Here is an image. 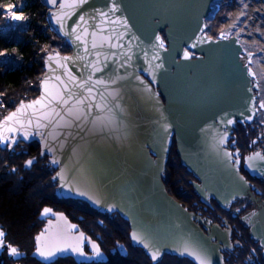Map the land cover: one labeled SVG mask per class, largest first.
I'll return each mask as SVG.
<instances>
[{
  "label": "water",
  "instance_id": "1",
  "mask_svg": "<svg viewBox=\"0 0 264 264\" xmlns=\"http://www.w3.org/2000/svg\"><path fill=\"white\" fill-rule=\"evenodd\" d=\"M218 1L115 0L119 10L112 13L113 0H87L78 7L66 6L63 10L60 8L61 0H57L55 5L43 0L50 26L72 50L71 55L59 53V57H84L66 62L67 70L76 77V84L87 81L92 75L86 86L93 87L94 96V100L77 106L84 109L87 119L73 121L71 128H58L60 137L55 141L49 140L53 152L40 155V160L46 158L47 167L55 170L51 179L56 184L54 196L60 201L83 202L102 215H118L129 225V240L133 248L141 249L151 260L149 251L131 239L133 232L142 235L145 242L159 247L162 254L156 262L151 260L152 264L159 263L164 255L193 264H199L200 259H206L208 264H224L220 239L228 249H232L229 231L222 232L215 226L208 235L205 234L196 223L199 219L168 195L163 178L174 141L183 167L200 182L192 185L206 206H211V200L226 210L239 200L250 199L257 203L252 193L253 186L242 171L264 179V161H252L253 167L249 168L239 152L240 163L233 166L223 154L231 151L230 143L238 125L247 127L256 123L259 102L255 92L259 90V83L254 70L242 62L245 52L238 39L214 41L208 36V22L218 14ZM64 2L72 5L73 0ZM61 11L69 13L65 17L68 32L77 24L79 17L84 16L87 23L81 22L82 27H86L89 33H97L98 47L93 49L89 44V50L85 52V45L75 40V34H60V26L53 13ZM100 12H106L108 16L101 17L98 15ZM118 20L127 21V27L115 22ZM121 34L123 39H117ZM156 35L164 40V49L154 47ZM102 36L111 37L110 42L123 47L112 48L108 43L99 46ZM91 39L89 36L88 40ZM185 50L191 56L188 60L182 58ZM125 52L132 57L130 61L123 55ZM97 60L103 70L93 73L88 65ZM157 64L159 68L155 67ZM249 69L254 76H249ZM45 71L50 78L46 87L55 95L60 87L56 77L68 80L65 69L52 62L51 69L46 68ZM44 78L45 74L42 80ZM97 79L105 83L95 84ZM111 80H116V83H110ZM68 87L75 94L70 104L88 95L84 88L72 83ZM41 94L40 84V97ZM87 103L92 104L91 112ZM97 104L101 105L100 109H97ZM52 106L61 114L68 107ZM250 109L256 115L251 121L241 123L244 116L252 114ZM27 111L31 116L33 109ZM69 119L71 117L65 115V120ZM228 119L235 123L227 125L225 121ZM9 126L17 131L5 134L10 138L14 135L15 142L11 148L0 144L3 151L13 155L20 144L35 143L39 144L41 151L40 136L29 135L28 140L23 138L24 132H36L35 125L21 129L19 125L9 123L0 126V131ZM40 131L47 132L48 129ZM225 132L228 133L227 143L220 146L218 141ZM61 141L63 147L60 146ZM53 158L59 163L51 164ZM37 162L35 159L31 167L25 169L31 171ZM241 176L243 181L239 179ZM81 192L84 195H80ZM259 209L250 213L246 220L250 221L248 226L252 238L264 250V204ZM41 213L40 219L49 215L42 216ZM55 216L59 222L63 220L61 215ZM74 230L75 227L67 223L51 226L48 222L40 232H44L41 244L47 248L78 245L84 253L79 243L81 235L70 233ZM88 241L90 252L96 254L93 243L90 239ZM185 248L192 254L184 252ZM4 250L7 248L0 249V254ZM8 256L14 261L19 259V256L12 257L9 253ZM59 256L73 257L84 263L91 259L85 253L74 254L71 250L56 252L48 259L33 252V257L42 264H49ZM102 256L99 251L98 259Z\"/></svg>",
  "mask_w": 264,
  "mask_h": 264
},
{
  "label": "trees",
  "instance_id": "2",
  "mask_svg": "<svg viewBox=\"0 0 264 264\" xmlns=\"http://www.w3.org/2000/svg\"><path fill=\"white\" fill-rule=\"evenodd\" d=\"M232 1L224 0L222 6L229 8ZM13 4L22 9L26 19L16 29L4 28L5 26L0 24V52L13 62L0 66V94L4 98V108L0 109V121L14 111L22 101L40 97V82L45 74V59L49 54L54 51L63 55L72 54L66 43L49 29L41 0H0V16H3ZM224 27V20L217 18L209 23V33L213 38H219ZM3 56H0V59ZM247 145L249 150L251 144ZM33 157L37 159V164L31 171L25 170V161ZM46 163L47 159L40 160L38 144L22 145L13 155L0 148V228L7 232V242L25 254L27 262L35 249V237L40 230L38 220L40 211L45 206H51V201L55 200L56 185L51 182L55 171L47 167ZM13 169L16 171L15 174ZM179 174L191 176L181 166L175 146L168 166V180ZM87 209L91 211L90 208ZM119 221L125 227L120 228L117 238L126 239L129 232L127 223L121 219ZM127 248L128 254L132 255L129 241ZM135 251L136 255L144 256L141 250ZM183 261L184 264H191L187 260Z\"/></svg>",
  "mask_w": 264,
  "mask_h": 264
},
{
  "label": "flooded vegetation",
  "instance_id": "3",
  "mask_svg": "<svg viewBox=\"0 0 264 264\" xmlns=\"http://www.w3.org/2000/svg\"><path fill=\"white\" fill-rule=\"evenodd\" d=\"M255 132L253 129L248 135L254 136ZM243 137L238 136L237 138V142L240 145L244 140ZM242 147L243 145H241ZM247 155L245 150L243 153V161ZM243 173L256 187V191H254L255 197L259 202L264 203V181L248 177L245 170ZM190 181H196V179L192 175L190 177L182 174L173 175L171 180L166 184L168 192L188 212L194 214L199 219L196 223L205 234L208 235L215 226H218L222 232H230L232 249H228L224 245V240L220 239V245L224 248V264H264V250L261 244L252 238L251 231L248 227L249 222L246 220V217L256 210L258 203H253L247 199L239 200L230 209L226 210L213 201V206L209 207L204 205L200 198L190 190ZM87 207L84 203L77 205L75 203H69L68 201L55 199L51 201V206L42 208V210L44 208L51 209V212L44 219L38 217L41 225L38 234L48 222L52 226H61L65 222L70 226L74 225L75 230L70 231V233L72 235L83 234L82 241L79 243H81L86 256L91 258L88 263H84L82 261L77 262L73 257L59 256L49 264H152L151 260L145 254L144 257L134 253L138 249L132 247V255L128 254V241L130 244L128 234L126 239L120 240V237L119 239L117 238L120 234V228L125 227L124 224L120 223L119 216L114 215L110 217L107 215H99L93 210H88ZM55 215H63L64 217H62L65 221L61 220L59 222ZM126 226L129 230L128 224ZM5 233L7 242V232ZM123 238H125V235ZM88 239L99 248L100 253L103 255L100 259H98L96 254L90 252V246L86 244L89 242ZM33 252L30 260L27 262L25 260V254L22 252L19 259L14 261L8 256L7 250H4L0 254V264H33L30 261L42 264L33 257ZM142 259L144 262H141ZM158 264H184V261L183 259L175 257H164Z\"/></svg>",
  "mask_w": 264,
  "mask_h": 264
},
{
  "label": "snow or ice",
  "instance_id": "4",
  "mask_svg": "<svg viewBox=\"0 0 264 264\" xmlns=\"http://www.w3.org/2000/svg\"><path fill=\"white\" fill-rule=\"evenodd\" d=\"M47 2L49 4L55 5L57 3V0H47ZM86 2H87V0H73L72 5H66L64 0H61L60 8H61V10H63L66 6L67 7H78L79 5H82ZM15 7H16V5L9 6L7 9V14L9 16H11V18L16 20V21L25 20L26 17H24L22 15H16L15 14V12H14ZM118 10H119V8L116 5L115 0H113V4H112V7L110 8V11L112 13H115ZM243 14L244 13L242 12L241 15H243ZM68 15H69V13L64 12V11H61L59 13H53V17L55 19V22L57 24H59V26H60L59 27L60 34L65 35V36L75 34V40L79 41L81 44L85 45V47H84L85 52H87L89 50V48H88L89 44H90L91 48H93V49L98 47V44H97L96 39H95L97 36V33L95 31L89 33V31L86 27H82V23L83 24L87 23L84 16L79 17V21L77 22V24L75 26H73L71 28V32L66 31L65 17H67ZM98 15L106 18L108 16V13L100 12V13H98ZM108 22L112 23L113 21H108ZM115 22L122 23L125 27H127V21H119L118 20ZM81 28H82V30H81ZM89 36L92 37L91 41L88 40ZM220 38L221 39H227V33H221ZM111 39H112L111 37L102 36L101 37V44L99 46H103L104 43H108V46H110L112 48L123 47V45H119L115 42H110ZM117 39H123V34L118 36ZM155 41H156V45H154V47L158 46L161 49L165 48V42L161 38V36L156 35ZM192 46L194 47L195 45H192ZM3 55H4V53L0 52V56H3ZM123 55L125 57H127V60H129V61L132 59V57L127 52L123 53ZM155 58H158V56ZM182 58L185 60H188L191 58L188 50L184 51ZM73 59H84V57H82V56H76L75 58L71 57V56L59 57V53H56L55 55L49 54L47 56V58L45 59V67L47 69H51V63L52 62L57 63V65L59 67H62L65 69V75L68 77V80L65 81V80L61 79L60 77H56V79L59 80L60 87H58L56 94L53 95L51 92L48 91V89L46 87V85L50 79L46 73L45 78L41 81V88H42L41 97L32 101L31 103H28V104L21 102L20 105L17 107V109L14 112L10 113L7 117H5L4 121H0V126L8 125L9 123H11V125H19L21 129L25 128V126H27L28 128H32L33 125H35V127L37 129L36 132L35 133L24 132L23 138L25 140H28L29 135L40 136L41 137V151H40L41 156L45 155L46 152L47 153L53 152V148L50 146L49 140L55 141L58 139V137H60L61 133L59 131H57L58 128H60V127L71 128L73 126V121H81L82 119L83 120L87 119V116L85 115L84 109L79 108L77 106L84 105L86 102L94 100V96L92 95L93 87H87L86 86L88 81L92 80V75H89L87 81H81L79 84H76V77L71 75V73L67 70V63L66 62L71 61ZM99 63H100L99 60L94 61V62L90 63L88 65V67L91 68L93 73L101 72L103 69L98 66ZM249 63H251V61H249ZM123 66L124 65H121V67H123ZM155 67L159 68L160 65L157 64V65H155ZM248 74H249V76L255 75L251 71V69H249ZM118 79H119V77H118ZM137 79H139V77H137ZM69 83L74 84L76 87L84 88L86 90V92L88 93V95L85 97L77 98L74 100V102L72 104H70V101H72L75 94L68 87ZM103 83H105V81H102L99 79H97L95 81V84H103ZM110 83L115 84L116 80H111ZM45 101H47V103H45ZM53 104L60 105L61 107H64V106H68V107L65 109V113L61 114V112L57 111L56 108L52 106ZM37 105H39L40 107L37 108L36 107ZM0 106H2V105H0ZM96 107H97V109H100L101 105L97 104ZM259 108L261 110H264V101H262L259 104ZM28 109H33V113L31 116L28 114V111H27ZM87 109L89 112H91V109H92L91 103H87ZM250 111L252 112V114L244 116L241 123H243L244 121H251L253 119V116L256 115L255 111H253L251 109H250ZM65 115L68 117H71V119L65 120ZM25 121H26V124H25ZM92 123H95V121H93ZM225 123L227 125H232L235 123V121L232 119H228L225 121ZM262 123H264V121H262ZM77 126H79V125H77ZM40 129H48V131L42 132V131H40ZM16 131H17V129L15 127H11V126L3 127V131H0V144H6V146L8 148H11L12 143L15 142V136L13 135L10 138L5 133H15ZM9 139H11L12 142H9ZM227 140H228V133L225 132L220 137L218 143L220 146H224V145H226ZM232 143L235 144V140H233ZM252 143L255 144L256 141H252ZM60 146L63 147L62 141L60 142ZM223 154L233 164V166L239 165L240 155H239L238 149L235 152L224 151ZM233 157H235L234 160H233ZM34 160H35V157L25 161V167L26 168L31 167ZM255 160L264 161V155H262L259 152H256L252 156L244 158V161L249 168L253 167L251 162L255 161ZM50 163L55 165V164L59 163V160L56 158H53L50 161ZM13 171H15V169H13ZM57 175L59 176L60 174L58 173ZM54 179H55V177H54ZM239 179L241 181H243L244 177L241 176ZM245 183H246V181H245ZM79 194L84 195L83 192H81ZM89 199H92V197H89ZM94 203H98V201H94ZM111 210H112L111 207H109V211H111ZM237 211H239V209H237ZM50 212H51V209L45 208L43 210V212L41 213V215L46 216ZM72 227H75V226L73 225ZM43 235H44V232L38 234L35 237V241H36V245H37L36 249H35V254L39 255L40 257H42L44 259L50 258L51 256L55 255L56 252H63V251H68V250H71V252L74 254H79V255L84 254L80 250L78 245H72V244H65L63 247L57 246L54 248H47L46 246L41 244V238ZM5 237H6V233L4 232V230L2 228H0V249L7 248L9 255L12 257H17V256L22 255V253L20 252L18 247H15V246L11 245L10 243L6 242ZM81 238H83V234H81ZM131 239L138 244H142L143 247L149 251L151 260L153 262H156L158 260V258L161 256L162 253H161L159 247L145 242L144 237L142 235L138 234L137 232H133L131 234ZM92 248H93L94 252L97 255H99V248L97 247V245L93 243ZM184 252H187V248L184 249ZM181 254H184V253L182 252ZM187 254L191 255L192 253L187 252ZM222 259L223 258H221V262H222ZM199 264H208V261L206 259H200Z\"/></svg>",
  "mask_w": 264,
  "mask_h": 264
},
{
  "label": "rangeland",
  "instance_id": "5",
  "mask_svg": "<svg viewBox=\"0 0 264 264\" xmlns=\"http://www.w3.org/2000/svg\"><path fill=\"white\" fill-rule=\"evenodd\" d=\"M223 1L224 0L219 1V3L216 5V8L219 10L218 16L216 17V19L221 18L224 20V23H225V27L222 29L221 33H227V37L230 39L235 38V37L241 38V40L245 44L246 55L248 56L247 59H248V61H251V63H250L251 67L254 70H257L259 64L262 62V60L264 58V14L262 11V10H264V0H255V7L251 9L252 11H248L247 7H246V4L250 0H233L232 4H229V8L222 6ZM17 9H19V8L16 7L14 9L15 14L21 15L20 13H17V11H16ZM230 10H231V12H230ZM242 12L244 13L243 15H241ZM227 15H229V16H227ZM237 16H238V19L240 17H242V19L239 21L240 24L236 27V29H234V31H232L230 29L232 19L237 17ZM228 17H230V19L232 18L231 22H229L230 19H228ZM4 23H6V25ZM22 23H24V20L23 21H16V20L12 19L11 16H9L7 14V10L5 11V14L3 16L2 15L0 16V24L4 25L5 26L4 28L16 29ZM2 58L0 59V66L1 67L5 66V65H9V63H13V62H11V58H8L6 55L3 56ZM260 82H261V85H262L263 90H264V80L261 79ZM0 96H1L0 105H2V106H0V109L3 110L2 108H4V105H3L4 98H3L2 94H0ZM262 101H264V93H262L260 95V102H262ZM262 121H264V115L263 116L260 115L258 118V121H257V124H259V126L263 127V129H264V123H262ZM252 129L255 130L256 128H252ZM247 130L249 131L248 128H247ZM25 146H27V145H25ZM256 146L260 150L264 151V137L258 139V144H256ZM252 147H253V149H256L253 145L250 146L249 149H252ZM30 159H32V158H30ZM24 169H25V167H24ZM13 173L15 174L16 172H13Z\"/></svg>",
  "mask_w": 264,
  "mask_h": 264
},
{
  "label": "bare ground",
  "instance_id": "6",
  "mask_svg": "<svg viewBox=\"0 0 264 264\" xmlns=\"http://www.w3.org/2000/svg\"><path fill=\"white\" fill-rule=\"evenodd\" d=\"M219 1H221V0H219ZM219 1L218 2H216V4H218L219 3ZM41 3H42V10H43V12H44V14H45V10H44V7H43V0H41ZM13 5H16V4H13ZM16 7H18L19 8V6H17L16 5ZM15 7V8H16ZM246 7H247V10L248 11H252L251 9L252 8H254L255 7V0H250L247 4H246ZM21 8H19V9H17L16 11H17V13H20L22 16H24L25 17V13L22 11V9L20 10ZM19 11V12H18ZM263 11V14H264V10H262ZM218 12H219V10H218ZM230 12H231V10H230ZM247 12V11H246ZM235 13V12H234ZM231 14V13H230ZM46 16V15H45ZM218 16V14L216 15V16H214V18L212 19V20H210L209 22H208V36L210 37V38H212L214 41H221L222 39L219 37V38H213L211 35H210V33H209V23L210 22H213V21H215V19H216V17ZM227 16H229V15H227ZM228 19H230V17H228ZM232 19V18H231ZM231 19H230V21L229 22H231ZM242 19V17H240L239 19H238V16L237 17H235V18H233L232 19V22H231V25H230V29L232 30V31H234V29H236V27L240 24V20ZM47 22H48V20H47ZM48 26H49V29L51 30V32L52 33H54L55 35H57L58 36V34H56L55 33V31H54V29L50 26V23L48 22ZM59 37V36H58ZM162 37L165 39V40H167V36L166 35H162ZM60 38V37H59ZM228 38V37H227ZM61 39V38H60ZM230 39V38H229ZM232 39H238L239 41H240V43L242 44V47L244 48V54H243V56H242V62L246 65V66H248V67H250L252 70H254L252 67H251V64L249 63V61H248V59H247V55H246V48H245V44L243 43V41L241 40V38H238V37H235V38H232ZM62 40V39H61ZM63 41V40H62ZM64 42V41H63ZM65 43V42H64ZM71 52H72V50H71ZM56 53H60V52H57V51H54L53 53H51L52 55H54V54H56ZM61 54V53H60ZM63 55V54H62ZM192 55L193 56H195V57H197V55L196 54H193L192 53ZM45 69H46V67H45ZM44 69V70H45ZM45 72V74H46V71H44ZM254 72L256 73V76H257V81H258V83H259V90H257L256 92H255V94H256V97L258 98V102H259V104L261 103L260 102V95L262 94V93H264V90H263V87H262V85H261V79L262 80H264V58H263V60H262V62L259 64V66H258V69L257 70H254ZM43 78V77H42ZM41 81H42V79H41ZM41 83V82H40ZM36 100V99H35ZM0 101H1V96H0ZM31 101H34V100H31ZM31 101H22V102H25V103H29V102H31ZM20 105V104H19ZM18 105V106H19ZM17 106V107H18ZM16 107V108H17ZM258 109H259V115H258V117H257V121H258V118H259V116L260 115H264V110H261L260 108H259V106H258ZM16 110V109H15ZM2 121V120H1ZM257 121H256V123L255 124H253V125H249V126H247V127H245V126H242V125H238L237 126V128L234 130V134H233V140H235V144H233L232 142L230 143V145H231V151L232 152H235L237 149L239 150V152L241 153V158H242V160H243V153H244V151L246 150V153L248 154L247 155V157L248 156H251V155H253L254 153H256V152H259V153H261V154H263L264 155V151L263 150H260L257 146H256V144H258V139H260V138H263L264 137V129H263V127H260L259 126V124H257ZM260 127V128H259ZM247 128L249 129V131L247 130ZM252 128H256L255 129V134H254V136L253 135H248V133L251 131V130H253ZM238 136H241V137H243L244 138V140H243V142H242V144L241 145H243V147L242 148H244L243 150H242V148H241V145L237 142L238 140H237V138H238ZM257 136V137H256ZM258 138V139H257ZM252 141H256V143L255 144H253L252 143ZM251 142V143H250ZM36 144V143H35ZM247 144H251V146L253 145L256 149H247V147L246 146H248ZM22 145H24V144H20L19 145V147H21ZM39 145V144H38ZM27 146H29V145H27ZM177 147V143H176V141H174V147ZM18 147V148H19ZM173 147V148H174ZM246 147V148H245ZM17 148V149H18ZM16 149V150H17ZM177 155H178V157H179V161H180V164H181V166H183L182 165V161H181V158H180V155L178 154V151H177ZM170 163V162H169ZM47 164V163H46ZM245 164V163H244ZM47 166V165H46ZM169 166V165H168ZM168 166H167V170H166V175H165V178H163V184H164V186H165V189H166V191H167V193H168V195L171 197V198H173L171 195H170V193L168 192V189H167V186H166V183H168L170 180H168V178H169V176H168ZM186 169V168H185ZM16 172V171H15ZM187 172H188V170H187ZM244 172V170L242 171V173ZM189 173V172H188ZM190 174V173H189ZM246 174H248L247 176L248 177H250V178H252V179H258V178H254V177H252L248 172L246 173ZM190 175H192V174H190ZM243 175H244V177L247 179V181L253 186V189H252V193H253V196L255 197V195H254V191H256V187L248 180V178L246 177V175L243 173ZM192 177H194L193 175H192ZM167 180H168V182H167ZM258 180H263L264 181V179H258ZM52 182V181H51ZM193 182H195V183H200V182H198V180H196V181H190V183H189V185H190V190L194 193V195H196V196H198L197 195V193H196V191H195V189H194V186L192 185V183ZM53 183V182H52ZM55 184V183H54ZM56 185V184H55ZM55 197V196H54ZM55 199H57V198H55ZM174 199V198H173ZM255 199H257L256 197H255ZM58 200V199H57ZM175 200V199H174ZM244 200H246V199H244ZM247 200H250V199H247ZM258 200V199H257ZM66 201H71V200H66ZM176 201V200H175ZM251 201V200H250ZM73 202H79V201H73ZM177 202V201H176ZM214 202H216V201H214ZM79 203H83V202H79ZM178 203V202H177ZM212 203H213V201L211 200L210 201V204H211V206H209V207H212L213 205H212ZM217 203V202H216ZM257 203H258V206H257V208H256V210H254L253 212H258V211H260V209H259V207H260V205L261 204H264V203H262V202H259V201H257ZM85 204V203H84ZM179 204V203H178ZM218 204V203H217ZM87 205V204H86ZM181 205V204H180ZM88 206V205H87ZM182 206V205H181ZM220 206V205H219ZM183 207V206H182ZM88 208H90L89 206H88ZM184 208V207H183ZM45 209V208H44ZM91 209V208H90ZM186 209V208H185ZM92 210V209H91ZM187 210V209H186ZM94 211V210H93ZM188 211V210H187ZM42 212V210L40 211V213ZM97 213V212H96ZM190 213V212H189ZM252 213V212H251ZM97 214H99V213H97ZM190 214H192V213H190ZM99 215H102V214H99ZM114 215H116V214H113V215H110V217H112V216H114ZM194 215V214H193ZM61 216H63V215H61ZM108 216V215H107ZM118 216V215H117ZM64 217V216H63ZM120 218V217H119ZM121 219V218H120ZM64 220V219H63ZM122 220V219H121ZM65 221V220H64ZM122 221H124V220H122ZM198 221V220H197ZM125 222V221H124ZM248 222H250L249 220H248ZM66 223V222H65ZM127 223V222H126ZM128 224V223H127ZM249 224V223H248ZM50 225H51V223H50ZM52 226V225H51ZM129 226V225H128ZM218 227V226H217ZM249 227V226H248ZM250 229V228H249ZM129 232H130V230H129ZM129 232H128V236H129ZM227 240V239H226ZM228 240H229V242H230V245H231V240H230V236H229V238H228ZM217 243V242H216ZM131 246V245H130ZM232 246V245H231ZM132 247V246H131ZM222 247V246H221ZM135 249H138V248H135ZM222 249L224 250V248L222 247ZM138 250H141V249H138ZM223 250H222V252H221V254L223 255ZM142 251V250H141ZM143 252V251H142ZM144 253V252H143ZM146 256V255H145ZM164 257H171V256H168V255H164L163 256V258ZM162 258V259H163ZM176 258V257H175ZM223 258H224V255H223ZM179 259V258H178ZM183 260H185V259H183ZM188 261V260H187ZM161 262V261H160ZM191 263V262H190ZM158 264V263H157ZM191 264H193V263H191Z\"/></svg>",
  "mask_w": 264,
  "mask_h": 264
}]
</instances>
